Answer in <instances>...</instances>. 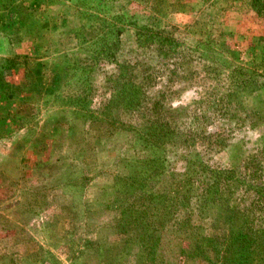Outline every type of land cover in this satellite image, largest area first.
Masks as SVG:
<instances>
[{
  "label": "rangeland",
  "instance_id": "obj_1",
  "mask_svg": "<svg viewBox=\"0 0 264 264\" xmlns=\"http://www.w3.org/2000/svg\"><path fill=\"white\" fill-rule=\"evenodd\" d=\"M257 1L0 0V64H14L0 81V264H264V167L252 180L228 178L257 148L264 156V120L213 116L206 132L218 140L197 149L218 169L186 171L179 155L187 144L167 146L163 173L144 179L137 174L144 158L132 156L136 141L117 131L101 136L96 127L105 120L91 122L79 104L91 93L89 107L99 108L100 92H108L102 66L91 83L76 74L56 81L51 71L59 39L76 50L65 30L120 25L134 14L136 23L175 32L182 54L209 42L211 63L223 56L264 84V0ZM124 29L119 58L133 59L143 50L133 27ZM254 45L262 57L255 66L246 56ZM157 76L146 95L164 92L167 108L192 106L204 90L200 80L168 85L163 72ZM171 169L175 177L164 183Z\"/></svg>",
  "mask_w": 264,
  "mask_h": 264
},
{
  "label": "trees",
  "instance_id": "obj_2",
  "mask_svg": "<svg viewBox=\"0 0 264 264\" xmlns=\"http://www.w3.org/2000/svg\"><path fill=\"white\" fill-rule=\"evenodd\" d=\"M254 1L256 6L258 1ZM131 16L133 20L120 25L109 21L107 25L90 23L86 26L79 22L75 26L78 29L65 30L68 34L72 33L76 40V45L72 46L76 50L74 52L65 50L60 47L62 41L58 40L57 61L51 69L55 80L58 81L61 75L76 74L80 76L78 80L91 83L90 80L96 76L95 69L98 71V67L102 66L104 72L102 78L108 92L106 94L105 91L100 92L102 98L99 108L94 110L89 107L94 96L91 93H86L84 100L79 101V104L86 105L91 122L94 117L105 120L104 125L99 122L96 127L98 132L102 131L101 136L117 131L119 136L129 135L131 141H136L131 148L132 156L144 158L142 172L137 171L138 175L143 174L144 179L155 180L163 173L165 168L160 159L164 160L168 147L182 149L184 144H187L186 148H183L184 153L179 157L184 161L186 171H191L193 165L194 169L199 171L218 169L219 166L211 165L203 155H199L201 151L197 149V146L205 149L201 145L203 142L207 144L206 150H210V146L218 140L206 132L208 121L213 116L225 113L231 114V117L246 119L252 125L264 120V107L259 104L261 98L264 99V84L251 79L244 70L246 68L231 67L223 56L220 63H211L214 53H208L209 42L199 40L189 52L182 54L179 50L182 46L180 38L175 32L136 23L134 14ZM127 26L133 27L131 31L135 48L143 50V53H135L133 59L128 57L120 59L121 34L125 32L124 28ZM257 46L254 45L252 52H246L247 58L254 66L262 60V57L259 58ZM261 50L264 53V49ZM236 57L241 59L238 55H234L233 58ZM4 66L9 70L14 64H0V81H4L2 79ZM33 68L36 76L42 74V63ZM158 72L166 75L168 85H173L175 78H178L175 82L185 84H193L200 80L204 84V90L192 106L167 108L164 92L152 98H147L146 95L148 87L154 85ZM256 83L260 85L255 88ZM246 98H250L249 107L236 106L234 101L240 100L242 103L246 102ZM149 152L156 159L148 158ZM261 153L262 150L257 148V152L253 151L241 158L237 165L243 168L238 169V166L237 169L232 168L228 178L234 180V175L237 174L238 177L251 179L249 174L264 167L262 166L264 156L260 155ZM170 172L168 180L164 183L172 181L175 177L172 169ZM254 183L259 185L257 179ZM8 264L13 263L10 260Z\"/></svg>",
  "mask_w": 264,
  "mask_h": 264
}]
</instances>
